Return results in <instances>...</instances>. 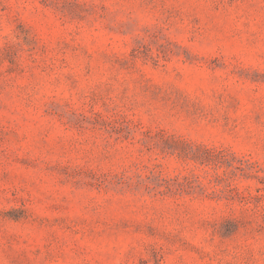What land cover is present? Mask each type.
Segmentation results:
<instances>
[{"label":"rangeland","instance_id":"obj_1","mask_svg":"<svg viewBox=\"0 0 264 264\" xmlns=\"http://www.w3.org/2000/svg\"><path fill=\"white\" fill-rule=\"evenodd\" d=\"M0 264H264V0H0Z\"/></svg>","mask_w":264,"mask_h":264}]
</instances>
